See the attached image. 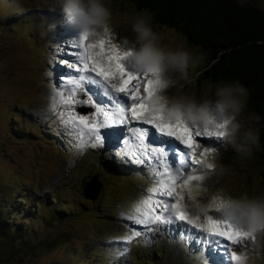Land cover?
I'll list each match as a JSON object with an SVG mask.
<instances>
[{"label":"rangeland","instance_id":"rangeland-1","mask_svg":"<svg viewBox=\"0 0 264 264\" xmlns=\"http://www.w3.org/2000/svg\"><path fill=\"white\" fill-rule=\"evenodd\" d=\"M237 1L264 10V0ZM103 3L112 11L108 32L102 38H88L86 43L104 39L116 44L121 51L134 48V33L129 21L143 11L129 0H103ZM65 18L57 0H0V26L10 20V24L20 25L13 30L0 29V208L6 207L2 215L13 223L10 230L7 227L2 229L0 225V264H204L205 260L207 264H236L231 260L230 251H236L237 255L242 251H258L261 255H253L255 264H264V248L253 246L251 239L233 246L218 237L194 235L190 240L186 234L184 238L188 239L185 240L177 231L181 227L190 228L183 222L161 226V231L148 232L147 236L136 237L131 243L116 239L125 236L129 227L142 230L128 216L134 202L153 186L157 166L154 162L146 164L142 179L129 173L118 175L112 168L104 170L105 163L116 158L119 160L120 155L135 158L132 154L137 151L138 142L131 138L133 134L124 130L123 125L114 126L112 131L123 130L119 139L112 137L103 146H88L81 152L77 147L79 141L61 123L59 113L67 106L57 103V92L63 91L67 95L71 86L61 82L62 76L67 79L68 69L59 61L72 60L73 57L58 54V48H65L69 40L78 39L81 33L77 24H68ZM153 28L163 36L165 46L184 45L194 49L176 31L154 23ZM123 63L127 71L143 73L129 60L125 59ZM196 66L189 67L193 82L175 74L177 84L168 90V95L184 93L194 95L198 101L214 97L216 86L198 82ZM110 83L118 85L120 77L117 75ZM141 95L147 96L143 92V83ZM77 98L83 100L84 96L78 93ZM72 107L77 114L91 115L94 111L90 106ZM249 114L245 108L241 116L245 128L256 126V121L247 119ZM145 115L151 118L149 113ZM107 131L110 129L101 130L102 133ZM35 134L37 136H29ZM24 136L26 140H22ZM58 137L70 140L67 141L70 144L61 147ZM198 140L201 147L194 158L200 156L202 147L216 149L219 158L215 161V170L202 185L193 181L194 199L190 198L185 187L177 189L184 197L181 201L183 209L191 218L199 217L202 223L210 214L214 219L228 221L216 210L224 197L264 196L261 164L254 157V147L252 154L247 155L236 152L231 145L225 148V141L218 137ZM91 143L89 140V145ZM173 144L175 146L178 142ZM184 156L181 158L185 163L178 165L184 171L178 182L181 185L187 175L199 171V166L191 163V157ZM121 160L126 161L123 157ZM94 178L101 187L97 198L92 201L85 197L84 190ZM55 192L64 200L57 204V209L72 213L68 218H62L64 221L53 217L52 206L39 212L36 207L47 197L54 200L51 197ZM20 199H23L22 203H17ZM14 204L27 209L32 216L25 217L24 213L12 221ZM74 206L77 213H73ZM200 206L207 208L206 213L195 215L194 209ZM20 226L27 231L18 233ZM222 240L230 250L223 251L219 247ZM183 241L188 249L180 248ZM125 247L129 251L121 254ZM157 252H161L160 256Z\"/></svg>","mask_w":264,"mask_h":264},{"label":"snow or ice","instance_id":"snow-or-ice-1","mask_svg":"<svg viewBox=\"0 0 264 264\" xmlns=\"http://www.w3.org/2000/svg\"><path fill=\"white\" fill-rule=\"evenodd\" d=\"M65 20L68 24H76L71 13L66 15ZM87 40V34L81 32L78 39L69 40L65 48H58V54L73 57L72 60L59 61L68 69L65 74L67 79L62 76L61 82L71 86L67 89V95L63 91L57 92V103L67 106L65 111L59 113L61 123L79 141L77 147L81 152L88 146H103L112 137L119 138L123 130L111 129L123 125L124 130L133 134L131 138L138 142L137 151L132 154L135 162L149 165L154 162L157 166L154 169L153 186L147 189L145 196L134 202L128 216L142 230L129 227L125 236L116 239L131 243L136 237L147 236L148 232L161 231V226H175L183 222L190 228L177 229L181 239L186 234L190 240L194 239V235L218 237L232 246L245 240L247 233L241 232L229 221L214 219L210 214L206 215L202 223L199 217L191 218L181 204L184 197L177 191L179 187L186 186L185 179L182 185L178 183L184 176L183 169L178 167L185 163L181 155L191 157V163L197 164L194 155L201 147L198 138L219 137V130L194 129L183 123H166L159 115L147 118L145 114L149 112L150 105L146 102V96L141 95V84L143 83V92L150 96L153 80L149 73L127 71L123 61L129 53L121 51L116 44L104 39L89 44L86 43ZM97 48L99 51H94ZM48 75L51 76L52 73L49 72ZM117 75L120 83H110ZM78 93L83 94V100L77 98ZM73 105L90 106L94 111L91 115L77 114ZM102 129L110 131L102 133ZM89 140L92 141L90 145ZM127 140L126 137V143ZM175 142L178 144L172 148L171 145ZM196 242L200 243L199 240ZM204 242L207 243V240ZM128 251L125 247L121 254ZM230 255L232 261L239 260L236 251H230ZM204 264H207L206 260Z\"/></svg>","mask_w":264,"mask_h":264},{"label":"clouds","instance_id":"clouds-1","mask_svg":"<svg viewBox=\"0 0 264 264\" xmlns=\"http://www.w3.org/2000/svg\"><path fill=\"white\" fill-rule=\"evenodd\" d=\"M57 4L65 15L72 14L81 32L87 34L88 38H102L107 34L112 11L103 0H57ZM129 22L136 46L128 50L126 59L141 72L149 73L153 80L152 94L146 96V102L150 105L149 117L159 115L166 123H183L198 129H218V138L225 141V148L231 145L236 152L251 155L253 147L259 148V129L245 128L241 120L250 95L246 86L239 80L221 83L215 87L213 98L199 101L194 95L184 93L168 95V90L177 84L175 74L193 82L189 77V67L200 63L204 59L203 55L198 49L190 50L184 45L175 48L165 46L163 36L153 28V17L148 10L137 13ZM247 119L259 122L260 117L250 113ZM218 158L216 149L201 148L200 156L195 158L199 171L185 178V188L190 198H195L193 181L202 185L215 170ZM216 210L241 232L247 233L246 239H251L253 246L264 248V196L250 198L243 194L240 197H224L217 204ZM206 211V207L200 206L194 209V214L200 215ZM253 255L261 253L242 251L238 254L236 264H255Z\"/></svg>","mask_w":264,"mask_h":264},{"label":"trees","instance_id":"trees-1","mask_svg":"<svg viewBox=\"0 0 264 264\" xmlns=\"http://www.w3.org/2000/svg\"><path fill=\"white\" fill-rule=\"evenodd\" d=\"M129 1L140 11L148 10L152 14L154 24L176 31L192 48L198 49L204 57L196 66L200 73L197 76L198 82L217 86L239 80L247 87L250 95L246 108L249 113H255L260 117L259 122H255V128H258L260 133V146L254 147L256 149L254 157L261 164V178L264 184V10L250 4L242 5L237 0ZM20 20L22 19H19L20 23H24L22 22L24 20ZM10 22L11 20L7 21L0 26V29L6 27L13 30L14 27H20L19 23L10 24ZM29 136L33 137L37 134ZM25 137L22 140H26ZM63 139H60L61 147H64L68 141ZM123 159L126 160V157ZM116 161L117 158L109 161L108 164L105 163L102 167L104 170L112 168L113 173L118 175L129 173L141 179L146 173L147 168L143 164L132 165L130 160ZM51 198L54 200L50 201L47 197L43 202L36 204L38 212L52 206L53 217L57 221H64L62 218L66 219L72 215L57 209V204L64 201L60 193L55 192ZM22 201L23 199H20L17 203ZM14 206L12 211L15 213L12 214L13 217L11 216L12 221L16 220L15 216L24 215V213L25 217L32 216L28 214L27 209L18 208L16 204ZM75 207L73 213L78 212ZM4 212L6 207L0 208V225L2 229L7 227L10 230L13 223L9 222V218L3 217ZM21 231L27 230L20 226L18 233ZM184 242L180 248L188 249L184 247ZM156 254L160 256L161 252Z\"/></svg>","mask_w":264,"mask_h":264},{"label":"water","instance_id":"water-1","mask_svg":"<svg viewBox=\"0 0 264 264\" xmlns=\"http://www.w3.org/2000/svg\"><path fill=\"white\" fill-rule=\"evenodd\" d=\"M100 182L97 180V178H94L92 181H91V184L90 186H87L84 190L85 192V197L87 199H90L92 201H94L98 194H99V190H100Z\"/></svg>","mask_w":264,"mask_h":264},{"label":"bare ground","instance_id":"bare-ground-1","mask_svg":"<svg viewBox=\"0 0 264 264\" xmlns=\"http://www.w3.org/2000/svg\"><path fill=\"white\" fill-rule=\"evenodd\" d=\"M117 131H122V130L119 129V130H117ZM121 136H122V135H121ZM121 136H120V137H121ZM120 137H119V138H120ZM119 138H118V139H119ZM171 147L174 148L175 146L172 144ZM183 155H184V154H182V156H183ZM184 158H186V155L184 156ZM219 247H220L223 251H224V250H225V251H228V250H229L227 244H226L223 240L220 242Z\"/></svg>","mask_w":264,"mask_h":264}]
</instances>
